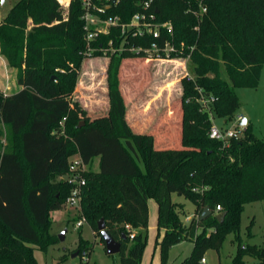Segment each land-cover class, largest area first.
Instances as JSON below:
<instances>
[{
	"label": "trees",
	"instance_id": "16d2710c",
	"mask_svg": "<svg viewBox=\"0 0 264 264\" xmlns=\"http://www.w3.org/2000/svg\"><path fill=\"white\" fill-rule=\"evenodd\" d=\"M140 2L121 0L105 16L129 22L141 10ZM152 10L157 21L172 23V33L161 28L160 38L133 37L113 27L92 41L97 49L92 56L110 55L109 130L102 124H70L75 114L71 96L88 57L82 0H71L67 9L59 0H17L0 23L1 54L17 68L23 87L12 95L0 89V264H38L35 249L46 251L58 242L51 212L63 208L70 195L72 184L63 177L75 154L88 165L100 157L99 171L84 173L82 211L102 243L98 223L105 219L107 232L122 244L121 264H141L150 198L159 205L158 225L165 229L163 259L173 245L194 242L181 264H203L206 252L219 251L230 234L237 242L245 206L264 201V138L253 134L249 122L241 137L211 138L213 122L199 100L201 93L215 97L213 116L233 120L240 108L237 89L258 86L264 66V0H155ZM165 40L176 48L172 59L188 58L192 64L193 75L181 81L177 145H157L153 134L134 129L121 88L125 58L150 62L144 51L131 48ZM174 194L195 206L187 225L183 217L189 212ZM206 207L211 214L202 219ZM221 212H226L222 222L217 218ZM127 224L137 230L133 239ZM79 244L82 256H90L94 244L84 239ZM244 256L264 264V247L239 245L231 264L246 263ZM66 259L67 254L60 257Z\"/></svg>",
	"mask_w": 264,
	"mask_h": 264
},
{
	"label": "rangeland",
	"instance_id": "374dc122",
	"mask_svg": "<svg viewBox=\"0 0 264 264\" xmlns=\"http://www.w3.org/2000/svg\"><path fill=\"white\" fill-rule=\"evenodd\" d=\"M13 0L3 6L7 10ZM110 55L88 56L78 71V89L71 96L72 106L75 108L70 124L85 121L87 124H102L109 130L108 102L109 84L108 67ZM192 64L187 59H155L149 63L142 57L125 58L122 61L120 78L122 92L128 103V110L134 113L136 122L134 129L154 135L155 143L177 145L182 131V79L192 76ZM240 99L239 114L247 117L253 134L260 139L264 138V66L257 87H242L237 89ZM72 107V108H73ZM80 123V122H79ZM220 128H230L235 125V119L226 120L214 115V122ZM88 169L95 171L93 161ZM60 178L58 177V180ZM174 199L185 203L189 214L183 217L187 225L194 212V204L183 196L173 195ZM158 204V203H157ZM65 207V206H64ZM51 212V232L57 236L58 242L51 245L46 251L35 249L38 264H81L82 253L79 250L81 239L94 244L89 264H121V255H109L101 239L97 237L88 221L81 228L76 226L80 214L71 210L69 216L65 208ZM159 205L156 214L152 211L149 226L145 230L146 244L141 264H181L189 257L194 249L192 240H184L173 245L166 258L163 259L161 245L165 232L158 225ZM189 219V220H188ZM252 225V226H250ZM250 226V228H249ZM66 230L65 239L60 240L58 235ZM136 234L137 230L133 229ZM234 240V234L227 236L222 248L210 249L206 252V264H231L239 245H256L264 247V201L248 203L241 217V231L239 240ZM78 253L76 257H72ZM67 254L66 261L60 257ZM246 263L256 261L252 256H244Z\"/></svg>",
	"mask_w": 264,
	"mask_h": 264
},
{
	"label": "built area",
	"instance_id": "2783aa9c",
	"mask_svg": "<svg viewBox=\"0 0 264 264\" xmlns=\"http://www.w3.org/2000/svg\"><path fill=\"white\" fill-rule=\"evenodd\" d=\"M8 0H0V4L4 5ZM121 0H82V7L84 10L83 20L85 22L86 30V55L92 56V54L97 50L92 45L99 34L108 33L113 27H121L122 32L128 35L131 32L133 37L136 36H147L153 35L156 38L161 37V28H166L168 32H173V25L171 22H159L157 21L156 13L152 10L153 3L155 0H141L140 7L141 10L136 12L129 22L121 21L120 16H105L107 8L112 4H117ZM62 5V4H61ZM63 6V5H62ZM64 9H67L68 6H63ZM204 12L207 8L202 9ZM111 44V43H110ZM173 44L165 40L163 45L157 41H153L150 47H132L131 51L140 52L144 51L146 59L155 60V59H171L170 53L175 51ZM114 51V50H113ZM107 53V51L105 52ZM165 55H164V54ZM191 77V76H189ZM200 102L202 108L205 111L210 113L212 122H214V116L211 110V104L215 101V97L211 96L206 98L202 93L200 97ZM243 115L239 114L235 118V125L230 128H220L214 123L212 124L210 130V137L224 142H228L232 138H238L244 135V130L246 126L241 125ZM67 117H65L60 125L62 127L66 124ZM88 164H86L79 154H75L70 158V167L68 175V181L72 184V189L70 195L68 196L64 206L72 210H77L80 214L79 220L76 221V226L80 228L86 222V217L83 215L82 211V199H83V188L86 184L84 173L88 170ZM217 210H222V207L219 205ZM189 220V219H188ZM126 228L131 231L130 238L133 239L135 233L133 228L127 224ZM206 257H203L202 263L206 264ZM90 256L84 255L83 261L81 264H89ZM253 264H261L258 260Z\"/></svg>",
	"mask_w": 264,
	"mask_h": 264
},
{
	"label": "crops",
	"instance_id": "0c3cea01",
	"mask_svg": "<svg viewBox=\"0 0 264 264\" xmlns=\"http://www.w3.org/2000/svg\"><path fill=\"white\" fill-rule=\"evenodd\" d=\"M8 1H10V0H8ZM13 1H14L13 2V4H14L17 0H13ZM70 1L71 0H59V2L63 6H69ZM7 2L4 5L0 4V23L6 17V15H7L8 11L10 10V8L13 6V4H11V6L7 10H3L2 8H3V6H5L7 4ZM17 75H18L17 68L11 67L9 65L7 59L1 54V51H0V89L5 93V95H12L14 93H17L18 91H20L23 88L17 82ZM77 89H78V87L76 88V90ZM76 90L74 91L73 95L76 93ZM109 105L110 104L108 102V107H109ZM127 118H128L129 122L132 125H133V123L136 122V119L134 117V113L129 112V110H128V113H127ZM3 141H4V143H6L5 138L3 139ZM93 161L95 162V165H96L95 171H99L100 157H96ZM257 202H259V201H257ZM148 203H149V220H150V215H151L152 211H154V213L156 214L158 204H157V201L155 199H153V198H150ZM65 209L68 210L69 216H70L72 209H69V208H65ZM193 215H194V212L192 213L191 216H193ZM163 230L165 232V229H163ZM99 244L104 245V243H99ZM256 261H253V262L251 261L250 264H253Z\"/></svg>",
	"mask_w": 264,
	"mask_h": 264
},
{
	"label": "water",
	"instance_id": "95a60500",
	"mask_svg": "<svg viewBox=\"0 0 264 264\" xmlns=\"http://www.w3.org/2000/svg\"><path fill=\"white\" fill-rule=\"evenodd\" d=\"M247 117L244 116L242 121H241V125L243 126H246L247 125ZM86 123L85 121H81L79 123V127L81 126H84ZM65 180L68 179V175H64L63 177ZM209 214H211V210L209 207H206L205 211L203 212L201 218H205L207 217ZM226 216V212H221V213H218L217 214V218L220 222H222L224 220ZM98 228H99V231H101V237L103 238L104 240V244H105V248H106V252L107 254L109 255H113V254H116V253H120L121 250H122V244L120 241H117L115 240L108 232H107V229H106V222H105V219L104 218H101L99 223H98ZM65 234H66V230L63 231L62 233H60L58 235L59 239L60 240H64L65 239ZM126 236L124 235V238ZM78 255V253H74L72 255V257H76Z\"/></svg>",
	"mask_w": 264,
	"mask_h": 264
}]
</instances>
